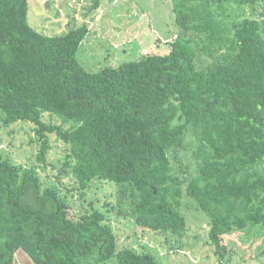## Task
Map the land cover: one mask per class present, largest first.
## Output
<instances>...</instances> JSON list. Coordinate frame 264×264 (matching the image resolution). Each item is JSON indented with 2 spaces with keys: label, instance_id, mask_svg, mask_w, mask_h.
<instances>
[{
  "label": "trees",
  "instance_id": "1",
  "mask_svg": "<svg viewBox=\"0 0 264 264\" xmlns=\"http://www.w3.org/2000/svg\"><path fill=\"white\" fill-rule=\"evenodd\" d=\"M174 12L167 53L89 72L76 57L87 24L49 35L29 24L28 0H0V129L31 123L37 148L29 166L0 150V264L17 250L33 264H162L43 184L51 135L68 145L59 172L79 195L117 185L171 248L187 230L184 196L209 217L217 264L225 236L264 238V0H174Z\"/></svg>",
  "mask_w": 264,
  "mask_h": 264
},
{
  "label": "rangeland",
  "instance_id": "2",
  "mask_svg": "<svg viewBox=\"0 0 264 264\" xmlns=\"http://www.w3.org/2000/svg\"><path fill=\"white\" fill-rule=\"evenodd\" d=\"M94 5L95 0H28V21L32 27L49 35H62L76 26L87 24L89 33L81 42L76 57L89 72L106 66L117 67L124 61L138 60L146 54H165L179 34L174 0H100L98 6ZM253 12L250 6L246 7V14ZM207 61L210 60L202 57V63ZM44 119L57 125L62 123L47 112ZM33 138L31 123L16 122L0 129V150L17 163L35 165L37 148ZM51 144L48 166L40 165L37 169L45 186L55 184L62 194L68 196L72 215L93 207L99 209L114 229L120 247L152 253L162 264L218 263L214 245L208 239L209 217L191 198H182L181 212L185 215L187 230L180 237L181 242L171 248L172 243L167 241L165 234L136 224L130 198H123L121 202L123 195L117 185L95 181L83 195H79L71 178L59 172L68 145L54 135H51ZM182 160L186 162L185 157ZM172 241L175 243V237ZM223 242L228 247V254L221 264H264L262 234L246 236L235 232L225 236ZM14 264L33 263L22 250H17Z\"/></svg>",
  "mask_w": 264,
  "mask_h": 264
},
{
  "label": "water",
  "instance_id": "3",
  "mask_svg": "<svg viewBox=\"0 0 264 264\" xmlns=\"http://www.w3.org/2000/svg\"><path fill=\"white\" fill-rule=\"evenodd\" d=\"M46 5H48V3H46Z\"/></svg>",
  "mask_w": 264,
  "mask_h": 264
}]
</instances>
